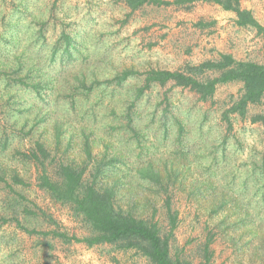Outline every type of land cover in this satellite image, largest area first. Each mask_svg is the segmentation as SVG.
Listing matches in <instances>:
<instances>
[{"label":"rangeland","instance_id":"1","mask_svg":"<svg viewBox=\"0 0 264 264\" xmlns=\"http://www.w3.org/2000/svg\"><path fill=\"white\" fill-rule=\"evenodd\" d=\"M241 4L264 24V0ZM221 53L264 64V37L239 26L236 14L217 3L148 2L132 9L125 0H0V264H150L135 249L75 240L90 235L89 226L38 185L37 166L27 157L35 144L44 142L60 158L74 134L64 157L79 159L83 129L94 131L98 155L113 142L110 151L120 148L136 163L153 158L165 168L166 160L184 153L187 180L171 187L179 216L173 257L264 264V127L252 121L262 106L224 118L242 92L240 81L218 85L207 100L172 83L138 96L148 70H181ZM127 70L134 71L128 80L113 81ZM39 80L47 85L41 94L29 87ZM128 108L136 130L128 126ZM140 187L137 204H128L126 193L118 204L156 214L166 233L164 192ZM223 191L241 202L239 215L220 205ZM150 195L156 209L146 200ZM253 222L258 234L249 227Z\"/></svg>","mask_w":264,"mask_h":264},{"label":"trees","instance_id":"2","mask_svg":"<svg viewBox=\"0 0 264 264\" xmlns=\"http://www.w3.org/2000/svg\"><path fill=\"white\" fill-rule=\"evenodd\" d=\"M125 1L132 9H137L148 2L170 5L193 3L197 0ZM201 1L217 3L225 10L234 12L236 23L239 26L251 27L264 37V24L255 17L251 9L242 6L241 0ZM71 40L70 36L65 34V51L69 54H71ZM133 73L134 71L127 70L115 76L113 81L121 85ZM77 81L86 86L85 80L77 78ZM233 81L242 82V92L231 106L224 111V118L227 119L230 113H237L245 117L250 105H261L262 111L253 115L252 121L259 122L264 127V64L251 60H239L230 53H221L216 60L209 59L200 64H187L181 70L150 69L145 73L144 84L138 87L137 91L138 96H140L145 93L146 89L155 84L165 86L172 83L173 86L189 88L197 93L200 99L207 100L214 95L218 85ZM29 87L40 93L47 85L39 80L32 82ZM82 89H84L83 86ZM57 113H59L58 110ZM127 119L128 126L136 130L134 113L131 108H128ZM136 133L139 134V132ZM62 134L61 127L57 126L58 144L64 146L62 145L64 139ZM75 136L72 134L70 139L67 140L65 144L67 147H64V153L62 152L60 158L56 151L53 152L41 141H38L27 154V157L34 161L37 166L38 185L57 202L69 204L73 211L81 216L89 226L90 235L84 238L75 237L74 239L85 242L89 246L110 243L120 249H135L147 257L150 264H192L190 260L173 257L171 252V237L178 225L179 218L178 210L174 208V195L172 193L174 189L171 187L177 183L183 185L184 179L187 180L190 170L183 168L184 163L181 160L184 159V153L181 152L180 157H178L180 160H166L164 163L165 168L157 166L153 158L136 163L131 160L128 153L120 148L119 150L110 151L113 142H107L105 152L98 155L94 152L98 144L94 131L83 129L80 136L82 137V149L85 155L82 154L79 159L70 158L66 160L64 156L68 153L65 152L74 144ZM177 164H180V166H175ZM144 184H147L148 188L146 190L149 192L155 190L164 192L162 202L167 212L169 224V230L166 233L163 232L160 221L156 219V214L146 216L143 212H135L132 207L126 208L118 204L119 200L124 198L125 193L127 194L128 204H137L140 199L139 195L144 189L140 185ZM194 184L192 182L191 186ZM208 187L209 184H204L205 189ZM198 190L199 192L202 191ZM159 194L161 195V193ZM206 194L204 193V195ZM229 197L232 196L223 191L219 195L220 205L226 210L229 209L232 213L239 215L241 208H243L241 202L235 201V198L230 200ZM201 198H204V196ZM146 200L150 201L151 204V195ZM155 205L156 203H152L151 207L156 209ZM238 221L249 224V221L245 218H240ZM252 225L249 227H253L258 234L259 224L256 225L253 222ZM59 235L66 237L63 233ZM208 248L209 244L205 246L207 252ZM205 258L209 261L210 257Z\"/></svg>","mask_w":264,"mask_h":264}]
</instances>
